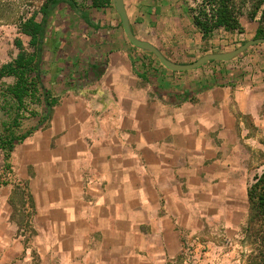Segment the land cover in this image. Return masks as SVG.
I'll list each match as a JSON object with an SVG mask.
<instances>
[{
	"label": "crops",
	"instance_id": "obj_1",
	"mask_svg": "<svg viewBox=\"0 0 264 264\" xmlns=\"http://www.w3.org/2000/svg\"><path fill=\"white\" fill-rule=\"evenodd\" d=\"M201 1L124 0L134 34L181 64L256 37L260 14H245L244 32L205 40ZM56 8L41 70L56 102L9 160L0 152V264H173L206 222L229 238L264 171V43L173 71L126 39L112 4L89 0L88 21H54ZM33 105L18 133L46 113Z\"/></svg>",
	"mask_w": 264,
	"mask_h": 264
},
{
	"label": "trees",
	"instance_id": "obj_2",
	"mask_svg": "<svg viewBox=\"0 0 264 264\" xmlns=\"http://www.w3.org/2000/svg\"><path fill=\"white\" fill-rule=\"evenodd\" d=\"M248 1L250 0H202L191 8L193 22L205 40L220 28L242 33L244 32L241 24V17L244 15L242 9ZM91 2L95 8L109 4L115 8L113 0H91ZM61 3L68 5L72 14L80 13L83 20H89L85 11L79 7L75 0H46L39 11H35L30 17L22 18L18 25L19 33L30 38V45L34 51L27 52L22 39L17 38L15 40V45L19 49L17 57L0 67V80L4 77L15 79L14 83L7 85L3 91L6 102H11L9 108L7 105L5 106L6 109L15 114L14 118L7 123L4 122L0 129V149L4 152L5 160H9L11 152L17 144L23 142L27 136L47 123L51 108L56 102V100H50V95L42 82L41 70L47 27L55 8ZM251 7V11L247 14L250 20L257 19L260 14V25L255 38L264 37V0H252ZM39 15H41L40 19ZM125 37L128 40L126 34ZM150 54L154 55L161 64L154 53ZM33 103L43 104L46 113L35 126L24 133H18L17 128L21 127L22 121L27 118V113L31 116L38 115L34 109H30V104ZM248 197L249 217L246 231L264 257V171L255 175L253 183L248 188ZM30 216L31 214H29V218Z\"/></svg>",
	"mask_w": 264,
	"mask_h": 264
},
{
	"label": "rangeland",
	"instance_id": "obj_3",
	"mask_svg": "<svg viewBox=\"0 0 264 264\" xmlns=\"http://www.w3.org/2000/svg\"><path fill=\"white\" fill-rule=\"evenodd\" d=\"M45 1L46 0H0V67L3 64L13 61L17 57L19 53V49L15 45V40L17 38L22 39L27 52L32 53L34 51L33 47L30 45V38L19 33L18 25L22 18L30 17L35 11H39ZM75 1L78 3L79 7L84 10L89 0ZM251 5L252 0L248 1L244 6L242 9L244 15L251 11ZM56 10L55 16L57 20L54 21L60 22L64 20V16L71 9L65 3H61L57 6ZM40 17L41 15H39V19ZM51 39L54 40V37H51ZM53 44L56 47L55 41H53ZM141 51L146 50L141 49ZM147 52L152 53L150 51H146V53ZM44 58L46 59V64H51L52 66V53L48 47H46ZM175 62L182 63L180 61ZM58 72L59 71L56 70L54 74L56 75ZM14 81L15 79L13 77H5L0 80V129H2L4 122L7 123L15 116L13 112L6 109L5 106L7 105V108H9L11 102L7 103L6 98L3 96V91L6 89L7 85L14 83ZM47 83L48 85L51 84L48 80ZM33 104H30V106H34ZM33 123L22 128L21 133L30 129ZM255 162L258 163V165L259 163L264 165V159L256 158ZM1 164L2 157L0 153V165ZM248 217L249 207L245 205L243 210L237 214L230 227L232 232L229 233V238L224 234L226 229L224 226L225 223L215 224L206 222L200 235L191 238V240H186L185 254L173 264H264V257L260 249L253 244L252 239L246 231ZM214 232L217 233L215 234Z\"/></svg>",
	"mask_w": 264,
	"mask_h": 264
},
{
	"label": "water",
	"instance_id": "obj_4",
	"mask_svg": "<svg viewBox=\"0 0 264 264\" xmlns=\"http://www.w3.org/2000/svg\"><path fill=\"white\" fill-rule=\"evenodd\" d=\"M113 1H114L115 8L120 15L122 25L124 28V32L128 40L132 43V45H134L135 47L141 48L143 50L154 53L158 57L162 65H164L166 68L171 69L173 71H186V70L194 69V68H197L213 60L214 61H229L237 57L238 55H240L242 52H244L247 48L251 47L252 45L264 43V37H257V38L246 41L244 44H242L240 47H238L237 49L233 51L224 52V53L206 54L192 63H186V64L177 63L175 61L168 59L156 46L152 45L151 43L147 41H143L139 39L134 34L131 28V24H130V20H129V16L127 13L124 0H113Z\"/></svg>",
	"mask_w": 264,
	"mask_h": 264
}]
</instances>
